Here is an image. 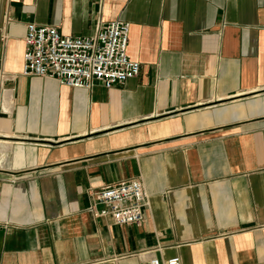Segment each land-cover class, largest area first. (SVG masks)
Here are the masks:
<instances>
[{"label": "crops", "instance_id": "obj_1", "mask_svg": "<svg viewBox=\"0 0 264 264\" xmlns=\"http://www.w3.org/2000/svg\"><path fill=\"white\" fill-rule=\"evenodd\" d=\"M113 21L136 78L23 75L29 23ZM2 72L0 264H264V0H0ZM136 177L142 226L88 211L90 191Z\"/></svg>", "mask_w": 264, "mask_h": 264}, {"label": "built area", "instance_id": "obj_2", "mask_svg": "<svg viewBox=\"0 0 264 264\" xmlns=\"http://www.w3.org/2000/svg\"><path fill=\"white\" fill-rule=\"evenodd\" d=\"M130 24L113 21L99 24L92 36H69L50 25H27L23 75L49 77L61 85L92 89L101 84L106 89L136 78L141 64L128 54ZM7 74H0L3 89ZM88 211L95 217H110L117 226H142L149 196L140 177L90 191ZM149 264H182L179 257L166 261L152 258Z\"/></svg>", "mask_w": 264, "mask_h": 264}, {"label": "bare ground", "instance_id": "obj_3", "mask_svg": "<svg viewBox=\"0 0 264 264\" xmlns=\"http://www.w3.org/2000/svg\"><path fill=\"white\" fill-rule=\"evenodd\" d=\"M9 100H10V98H9ZM7 104H9V103H7ZM12 144L13 143H11V142H0V166H2V164H4L3 160L5 159V157H7V156H5V154L11 150Z\"/></svg>", "mask_w": 264, "mask_h": 264}, {"label": "rangeland", "instance_id": "obj_4", "mask_svg": "<svg viewBox=\"0 0 264 264\" xmlns=\"http://www.w3.org/2000/svg\"><path fill=\"white\" fill-rule=\"evenodd\" d=\"M0 142H8V141H4L2 138H0ZM10 142V141H9Z\"/></svg>", "mask_w": 264, "mask_h": 264}]
</instances>
